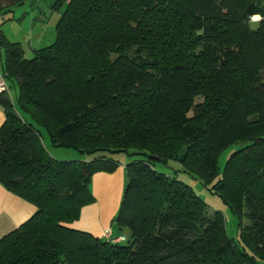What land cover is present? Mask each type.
I'll return each mask as SVG.
<instances>
[{"label":"trees","instance_id":"trees-1","mask_svg":"<svg viewBox=\"0 0 264 264\" xmlns=\"http://www.w3.org/2000/svg\"><path fill=\"white\" fill-rule=\"evenodd\" d=\"M51 8L60 11L54 40L30 58L0 31L2 73L17 86L15 103L0 93V183L35 207L0 238V264H264L262 0H52ZM204 90L201 118L174 113ZM243 103L244 125L258 131L220 168L221 153L241 141L231 127ZM208 105L221 118L205 122ZM41 130L52 147L87 157L55 159ZM88 132L98 141L83 146ZM121 153L143 156L125 164L114 218L128 232L124 244L71 226L95 201L92 175L114 171ZM170 161L220 197L238 219L237 237L221 211L155 167ZM237 166L243 206L227 194Z\"/></svg>","mask_w":264,"mask_h":264},{"label":"rangeland","instance_id":"rangeland-1","mask_svg":"<svg viewBox=\"0 0 264 264\" xmlns=\"http://www.w3.org/2000/svg\"><path fill=\"white\" fill-rule=\"evenodd\" d=\"M50 2V3H49ZM13 3V0H3L0 5L1 7H7V5H10ZM52 0H26L22 1L20 4H13L10 6L9 11L6 13V17L2 20V15H0V29L4 33V36L7 38V40L11 42H18L21 47L24 50L25 56L30 58L32 57L33 50L37 49L39 47H43L46 45H49L54 40L55 35V25L57 23V19L50 18L48 15L46 18L41 16V11H47L49 8H51ZM262 4L264 5V0H262ZM48 20V21H47ZM259 18L258 16H252L249 21L250 28H256L258 24ZM2 52V51H1ZM1 61V60H0ZM0 71L1 68H0ZM7 86L9 89L5 92L1 93H8V96L12 99V101L15 103L16 101V95H17V86L16 84H13L11 86V82L9 80H6ZM205 90L202 91L197 97H195L193 100H191V103H185L184 105L178 104L174 105V113H176V109H179V113L184 121L189 122H195L197 119L201 118V114L199 115V105H205V100L208 103V100L206 99ZM209 105L207 106L206 111L204 112L203 117H207L206 121H213L217 118H221V114L213 115L211 109H208ZM245 103L242 105V112L239 114L240 117L238 119H235L233 122V126L231 127V134L236 139H241L239 141L240 143H237L239 145H232L229 146L227 149H225L218 159L219 167L222 168L225 160L233 149H236L240 146V144H245L246 141L243 139L248 133H253L258 131L256 128H247L246 125H244V119L243 114L246 113ZM255 113H247V120L254 118L253 115ZM209 118V120H208ZM90 122V126H92V121ZM103 123V122H101ZM105 125H109L112 128L117 129L114 125L110 124H100V128L104 130H108L109 128ZM93 131L92 127H89ZM106 131H104L103 136H107ZM42 138L44 141V144L46 145L48 151L51 152V156L54 157L57 160H73V159H84L87 157L85 154H81L75 149L72 148H66V147H52L49 141L48 133L44 130H41ZM98 136V135H97ZM96 136V137H97ZM108 137V136H107ZM99 137L96 139L93 138L92 133L88 132L86 134V137L84 140H82L83 146H89L90 141L95 140L98 141ZM243 140V141H242ZM114 156L120 163H129L132 160L135 159H141L143 156L139 154H131V155H125L123 153L121 154H114ZM240 164H238L239 166ZM234 167L232 170H230V179H231V187L227 191V194L230 199H234L238 202H241L243 206L244 201V191L242 190V185L244 180L240 178L241 173L243 172V169L241 167ZM155 167L165 172L169 175H175L178 177V179L186 182L189 184L194 191L206 202L211 209L219 210L222 212L224 216V223H225V230L226 234L229 237H237L239 234V224L238 219L236 216L233 215V213L229 210V208L222 202L219 196L216 194L211 193L205 186L202 185V183L195 177H193L190 173H187L182 170V167L180 164H176L173 161L168 162L167 164L162 163H155ZM245 209H243L244 211ZM241 227L245 228L249 225L248 219L243 216L241 219ZM128 233V232H127ZM104 237L106 239L111 240V242H121L122 244L126 243L128 240V235L125 240L123 237L118 238H112L110 236V231L105 230L103 232ZM123 240V241H120Z\"/></svg>","mask_w":264,"mask_h":264},{"label":"crops","instance_id":"crops-1","mask_svg":"<svg viewBox=\"0 0 264 264\" xmlns=\"http://www.w3.org/2000/svg\"><path fill=\"white\" fill-rule=\"evenodd\" d=\"M9 8L10 5L0 7L2 20L6 17L5 15L9 11ZM47 15L50 18L58 20L60 11L51 10L50 8L47 11H41L42 17L46 18ZM1 33L4 35L2 31ZM2 59L3 56L0 51V68L3 71ZM2 71L0 72L2 73ZM3 121L4 111L0 105V126ZM125 182V163H120L112 172L94 173L91 177L90 187L95 201L81 208L79 219L73 222L71 226L88 231L104 239L106 237H104L103 232L109 230L112 238L123 237L125 240L128 235L127 231L118 227L114 222L123 195ZM34 212L35 207L33 204L11 193L0 183V238L16 229L25 220L30 218Z\"/></svg>","mask_w":264,"mask_h":264},{"label":"built area","instance_id":"built-area-1","mask_svg":"<svg viewBox=\"0 0 264 264\" xmlns=\"http://www.w3.org/2000/svg\"><path fill=\"white\" fill-rule=\"evenodd\" d=\"M8 86L3 73L0 72V93L7 91Z\"/></svg>","mask_w":264,"mask_h":264}]
</instances>
